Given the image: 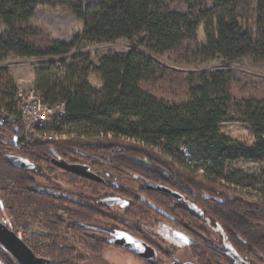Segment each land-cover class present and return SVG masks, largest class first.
<instances>
[{
    "label": "trees",
    "instance_id": "trees-1",
    "mask_svg": "<svg viewBox=\"0 0 264 264\" xmlns=\"http://www.w3.org/2000/svg\"><path fill=\"white\" fill-rule=\"evenodd\" d=\"M94 1L0 0V204L9 230L17 233L32 223L45 228L48 234L30 232L26 245L47 264H82L79 247L92 255L107 247L88 238L93 231L79 227L93 225L95 208L84 211L42 191L37 176L59 171L50 162L55 152L65 161L97 166L103 179L140 178L182 194H221L228 241L243 260L264 264V199L251 203L229 188L226 193L215 188L222 180L252 189L260 184L257 177L229 167L264 162V80L243 72H264V0ZM39 10L74 17L83 24L82 33L70 42L53 40L31 23ZM119 40L127 41L129 50L104 53L97 63L86 51ZM11 57L62 58L33 66L31 72L45 103H66L67 118L56 121L54 130L76 137L20 138L16 81L3 64ZM164 58L179 69L167 67L160 61ZM224 124L247 128L253 144L223 135ZM183 146L197 167L207 170L201 180L197 169L186 165ZM9 155L30 161L35 169L17 168ZM66 176L91 190L101 186ZM136 202L125 216L138 222L147 207ZM64 234L72 237L70 243ZM0 264L21 263L0 243Z\"/></svg>",
    "mask_w": 264,
    "mask_h": 264
},
{
    "label": "flooded vegetation",
    "instance_id": "flooded-vegetation-1",
    "mask_svg": "<svg viewBox=\"0 0 264 264\" xmlns=\"http://www.w3.org/2000/svg\"><path fill=\"white\" fill-rule=\"evenodd\" d=\"M52 154L53 158L50 162L59 171L53 175L37 176L42 185L41 189L51 196L79 204L84 211L89 207L95 208L93 225L83 223L79 224V227L85 231H93L88 238H94L98 243L107 245L100 254L96 255L100 257L99 260H102L104 255L117 252L130 257L135 264H240L236 258L237 255L241 258L240 254L226 236V210L219 209L226 205V198L221 194H182L167 186L149 184L144 179L139 178L137 182L130 179L120 181L110 178L109 175L104 179L101 177L104 183L92 181L101 185L96 187L98 190L94 188L95 193H93L94 189H88L86 182L80 185L71 184L66 176L70 172L58 168L52 161H64L70 165L82 166L100 176L97 166L71 163L61 159L55 152ZM34 169L35 165L32 170ZM80 178L83 181L88 180ZM157 187L176 192L179 197L157 191ZM148 191L153 193L150 195ZM92 198L94 200L88 201ZM114 199L125 200L128 205L112 206L109 203ZM136 200H140L142 205L147 207L138 222L127 216L124 219L112 214V210L125 214L126 209L137 203ZM0 211L3 213L1 204ZM8 226L9 220L6 226L9 229ZM29 229L34 234L49 233L38 223H32L28 228L21 226L15 234L17 236L20 231L25 233ZM120 234L144 243L153 250L152 256L144 259L118 246L115 242L118 241L117 237ZM64 238L69 243L72 240L70 235L64 234ZM180 238L188 244L184 245L180 242ZM241 260L244 264H252L249 259L241 258Z\"/></svg>",
    "mask_w": 264,
    "mask_h": 264
},
{
    "label": "rangeland",
    "instance_id": "rangeland-1",
    "mask_svg": "<svg viewBox=\"0 0 264 264\" xmlns=\"http://www.w3.org/2000/svg\"><path fill=\"white\" fill-rule=\"evenodd\" d=\"M101 0H96L95 2H99ZM34 26L39 27L44 32L50 35V37L59 42H70L78 35H80L83 31V24L77 21L74 17L70 15L63 14L60 11H48V10H39L37 11L35 17L31 22ZM199 36L201 41H203V29L200 30ZM130 48V45L125 40H119L113 43H109L103 46H91L86 51L92 57L94 63H97V60L100 56L107 52H126ZM62 59V58H61ZM60 58H51L47 59L43 62L49 61H59ZM167 67L173 69H179L176 64L172 62L171 59L164 58L160 60ZM43 62H40L36 59H27V58H17L11 57L3 63L7 67H9L12 76L16 81L17 91L19 90H27L34 84V76L31 72L33 66H37ZM215 67L212 65L211 68ZM184 71H188L187 69H183ZM244 73L248 74L255 80H264V72L261 70H253V69H245ZM90 83L96 87L100 88V83L96 80L95 77L90 78ZM257 88V87H256ZM259 89V88H257ZM221 133L225 136L231 137L240 141L241 143L250 146L254 142V137L250 133V131L243 127L240 124H224L221 127ZM71 137H67V140L70 138L76 137L75 132H71ZM69 135V134H68ZM133 142V141H131ZM160 154L159 152H157ZM169 162H172L178 169H186V167L179 161L174 158H169ZM229 171H241L244 175L248 177H257L260 181L259 186L256 189L248 188L238 184H228L226 181H219L218 184L215 185L216 189H219L226 193V189H231L230 193L234 196L242 197L246 201L251 203H257L258 201L264 199V162L261 163H245L238 162L229 167ZM195 176L201 180L204 178L198 173H195ZM239 183V182H238ZM226 196V194H225ZM1 212V211H0ZM112 214L118 215L121 218L125 219V214L118 210H112ZM0 218H5L9 220L5 213H0ZM25 234L31 236L30 229L25 232ZM79 255L83 257L84 262L82 264H135L134 261L131 260L130 257L124 256L119 253H109L106 256L102 257V260H99L100 257L96 255H92L84 250L82 247L78 248ZM8 257V256H7Z\"/></svg>",
    "mask_w": 264,
    "mask_h": 264
},
{
    "label": "built area",
    "instance_id": "built-area-1",
    "mask_svg": "<svg viewBox=\"0 0 264 264\" xmlns=\"http://www.w3.org/2000/svg\"><path fill=\"white\" fill-rule=\"evenodd\" d=\"M16 104L20 113L22 136L28 141H59L67 140V131L59 132L54 130L56 121L59 122L67 118L66 103L58 102L55 104L45 103L42 95L36 90L34 84L27 90L17 91ZM180 153L184 155L186 165L197 169V173L205 176L207 170L202 166L197 167V161L187 146L180 149ZM0 223L7 226V220L2 218ZM17 237L25 244L30 243L27 234L20 231Z\"/></svg>",
    "mask_w": 264,
    "mask_h": 264
},
{
    "label": "water",
    "instance_id": "water-1",
    "mask_svg": "<svg viewBox=\"0 0 264 264\" xmlns=\"http://www.w3.org/2000/svg\"><path fill=\"white\" fill-rule=\"evenodd\" d=\"M7 159L10 160L17 168L25 169V170H32L34 168V164H32L30 161L23 159L18 156L9 155L7 156ZM55 166L58 168L65 170L67 172H70L74 175L86 178L91 181H95L98 183H104L103 179L89 171V169H85L82 166L78 165H70L64 161H52ZM157 191L165 192L168 194H171L175 197H179L178 193L172 192L171 190L164 188V187H157ZM112 206L121 204L122 207H126L128 205V202L122 199H114L109 203ZM118 241L115 243L124 248L127 249L136 255L148 259L153 254V250L149 247H147L144 243H142L139 240H136L130 236H125L123 234L118 235L117 237ZM180 242H182L184 245H187L188 243L184 241V239L180 238ZM0 243L21 263V264H47L43 260H39L35 257L33 252L28 248V246L22 242L15 233L10 231L6 226L0 223ZM240 264H244V262L241 260V258L236 257Z\"/></svg>",
    "mask_w": 264,
    "mask_h": 264
}]
</instances>
